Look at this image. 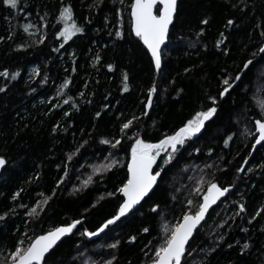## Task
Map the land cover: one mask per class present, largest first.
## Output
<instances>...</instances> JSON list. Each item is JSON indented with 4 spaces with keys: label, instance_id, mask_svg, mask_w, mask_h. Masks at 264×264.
<instances>
[{
    "label": "trees",
    "instance_id": "1",
    "mask_svg": "<svg viewBox=\"0 0 264 264\" xmlns=\"http://www.w3.org/2000/svg\"><path fill=\"white\" fill-rule=\"evenodd\" d=\"M93 2L20 0L13 9L0 0V36L4 37L0 40V72L7 68L19 73L16 77L0 75V87L8 84L0 91V155L8 160L0 173V213L15 212L0 219V249H10L18 239L27 244L77 219L80 223L46 256V264H89L93 260L103 264L113 255L112 264H148L172 226L185 211L198 210L208 184L216 181L234 187L189 242V250L198 249L192 259L197 264H264V147H251L258 136L254 119L264 114V62L238 82L230 95L218 98L216 116L185 142L158 179V186L131 214L95 239L84 233V229L95 231L115 215L122 202L116 189L128 176L132 133L155 141L176 130L208 104V95L217 94L224 72L234 76L254 53L261 55L264 0H179L159 71L132 30L133 0H103L98 8L89 9ZM62 3L72 4L77 23L85 28L69 41L55 35L63 27V21L55 19ZM205 19L207 24L201 23ZM229 19H233L231 26ZM26 21L36 24L40 32L29 35L23 28ZM200 28L204 32L198 35ZM116 31L122 35L116 36ZM221 33L227 39L217 46L216 41L223 39ZM19 43L27 47L16 48ZM125 72L127 90L122 83ZM153 83L157 91L152 94V107L142 116L147 111V89ZM132 116L138 119L122 133V124ZM122 135L124 139L115 147L103 142ZM164 155L160 154L157 163ZM112 158L119 163L94 174L93 165ZM241 166L243 171H238ZM89 176L91 183L84 186ZM198 185L201 191H194ZM43 196L51 199L37 216L28 215ZM189 199L192 205L187 204ZM239 203L245 204V210H239ZM153 204L160 208L154 211ZM251 216L256 218L251 220ZM221 235L224 239H217ZM130 236L136 239L129 240ZM117 240L119 244L110 247ZM245 241L251 247L241 252ZM210 248L214 251L208 252Z\"/></svg>",
    "mask_w": 264,
    "mask_h": 264
},
{
    "label": "snow or ice",
    "instance_id": "2",
    "mask_svg": "<svg viewBox=\"0 0 264 264\" xmlns=\"http://www.w3.org/2000/svg\"><path fill=\"white\" fill-rule=\"evenodd\" d=\"M116 0H113L115 3ZM3 3L9 5L11 8H18L20 0H3ZM103 0H94L92 4L89 5V9L98 8L99 4H102ZM162 5L159 8V14H157L156 6L157 4ZM177 4L178 0H133L131 4V17H132V27L136 36L140 37L143 42L147 45V48L151 53V60L154 63L155 69L159 71L162 65V52L161 45L168 39V33L170 25H172L175 15L177 13ZM23 11V9H20ZM119 11V10H118ZM59 14L55 19L63 21V27L55 32L56 36L62 37L64 41L71 40L77 33H83L85 28L82 25L77 23V20L74 16V9L71 3H62L59 10ZM45 16L47 13L45 12ZM88 19V18H86ZM107 19V17H105ZM39 20L43 21L44 24H47L44 16H40ZM90 22V21H89ZM203 24H207V19L201 21ZM227 24L231 26L233 24V19H229ZM23 28L26 32H29V29L34 31L29 32V35L34 36L35 33L40 32V28L36 25L25 23ZM204 28H200L199 33H203ZM116 36H121V31L115 32ZM261 35L264 36V32H261ZM223 37L222 40H217V46L224 43V40L227 37ZM43 38V36H42ZM41 39H37L36 43L39 44L42 42ZM4 37L0 36V40H3ZM27 45L24 43H19L16 45L18 49H24ZM59 49H57L58 51ZM224 52L227 53L228 49L225 47ZM258 53L261 55L253 54V57L245 60L243 62L242 69L237 71L234 76L228 75L227 72L221 77V85L216 95H208L207 100L208 104L204 106L200 111L195 113V116L192 119L184 122L180 127L171 133H165L161 138L151 141L146 140L139 135L138 132H133L132 136L134 137V142L131 144V160L127 165L128 176L127 179L122 182L119 188L116 189L118 193H122V202L119 203V206L116 210L115 215H112L110 218L103 221L95 231H90L84 229V233L88 237H93L97 233L102 232L104 229L108 228L109 225L117 222L121 217H124L126 214L132 212L137 205L140 204L142 200L145 199L153 190L154 186H158V179H162V174L166 173V166L170 167L172 161L175 159L176 154L180 151V148L185 144V142L192 137H195L198 133H201L202 129L205 128L206 122H210L213 117L218 113V98H224L226 95H230V91L234 90V86H239L238 82L242 83L244 78L251 74L256 68L257 64L264 62V42L259 46ZM99 60L100 57L95 58ZM108 68H113L114 65L108 64ZM39 71V69H35ZM188 71V69H185ZM17 72H11L9 69L5 68L0 75L16 77ZM128 75L125 72L123 75V89L127 90L130 85L128 83ZM67 84V82H66ZM65 84V86H66ZM8 87V84L5 83L3 87H0V91H3ZM34 91V90H33ZM149 95L145 104L146 109L152 107V94L157 91V86L155 83L147 89ZM108 107V105H104ZM262 107H264V102H262ZM97 116H100V112L96 113ZM141 115H147V111L141 112ZM138 117L132 116L125 120L121 126V132L125 130H130ZM155 123V122H153ZM254 126L258 128V136L255 137V143L252 144V149L257 150V146L264 147V114H261L260 118L254 119ZM53 132L56 131V128L53 127ZM234 135V134H233ZM124 139V136L115 140L104 139L105 144H110L113 147L119 145L121 140ZM232 139L230 135L227 139L224 140V144L227 145ZM87 143V141H84ZM194 151L199 152L200 149L196 148ZM212 150L209 149V152ZM76 152H79V148L76 149ZM164 153V157H161V162L157 163V158L160 157L161 153ZM75 154V153H73ZM251 155V153H249ZM71 159V156H69ZM107 159V158H106ZM8 163L7 158L4 155H0V168H4ZM119 161L115 158L108 160L107 163H101L99 165H93L94 174L102 173L108 169L113 168L117 165ZM247 163V160H245ZM156 166L155 168L153 166ZM208 165H206L207 167ZM59 167V165L57 166ZM238 171H243V166H241ZM249 172L252 171L251 168L248 169ZM65 176L67 175V169L64 170ZM63 177L57 180V184L61 183ZM91 183V176L87 180L83 181V185L87 186ZM200 183H203V178H201ZM234 187L233 184H227L226 186H221L218 182L212 181L207 186V192L203 193L202 202L198 203V210L195 212L185 211L182 214V219L176 223L170 229V234L167 236V239L154 250V255L149 259L148 264H197L195 259H192V254L197 252L198 249L191 248L189 241L191 238H194V233L198 230V225L201 224V221L204 220L206 213L209 210V207L214 204L220 197L224 196L229 192L230 189ZM75 190V189H74ZM194 191H201L199 185ZM55 193L53 192V195ZM20 195V192H16L12 196V200L15 201L16 197ZM114 195V193H113ZM51 199L50 196H43V199L36 202V204L31 207L27 213L30 216H37L39 211L42 210V205H46L48 200ZM187 204L192 205L193 200H187ZM19 207H26L24 205H19ZM239 210H245V204L239 203ZM160 208L159 204H153L152 209L155 211ZM15 214L13 209L4 211L0 213V219L9 216V213ZM256 215H260L259 212ZM256 216H251L250 219L254 220ZM83 219V217H81ZM80 223V220L73 219L70 223H65L56 227L49 229L48 231L43 232L42 234L35 236L34 239L29 240L25 244L23 239H18L17 242L10 249H0V264H46V255L50 254V250L57 245V242L61 240L68 233H72L73 229ZM264 227V226H262ZM168 231V229H165ZM142 231L147 232V228H143ZM247 231V229H245ZM129 240H135V236H130ZM219 240H223L224 236L221 235L217 237ZM119 244V241H115L110 247L115 248ZM231 247V245H228ZM251 247L248 241H245L243 246L240 248L241 252H245ZM200 252H204V249H199ZM208 252L214 251V249H207ZM116 257L113 255L110 260L104 261L103 264H112ZM89 264H97V261H90Z\"/></svg>",
    "mask_w": 264,
    "mask_h": 264
},
{
    "label": "water",
    "instance_id": "3",
    "mask_svg": "<svg viewBox=\"0 0 264 264\" xmlns=\"http://www.w3.org/2000/svg\"><path fill=\"white\" fill-rule=\"evenodd\" d=\"M178 1H179V0H178ZM177 5H178V4H177ZM158 6H159V7H162V5H160L159 3L157 4L156 8H157ZM130 14H131V11H130ZM157 14H159V13H157ZM131 19H132V17H131ZM174 19H175V18H174ZM173 22H174V21H173ZM132 24H133V21H132ZM172 24H173V23H172ZM171 26H172V25H170L169 32H170ZM132 30H133V27H132ZM133 32H134V30H133ZM134 34H135V32H134ZM135 35H136V34H135ZM137 37H138V36H137ZM168 37H169V33H168ZM139 38H140V37H139ZM140 39H141V38H140ZM141 42H142V44L145 46V48H146V49L149 51V53H150V50L147 48V45L143 42L142 39H141ZM167 42H168V39H167V40L161 45V52H162L163 48L167 45ZM150 55H151V53H150ZM161 66H162V65H161ZM149 111H150V109H147V114L149 113ZM130 160H131V159H130ZM129 162H130V161H129ZM129 162H128V163H129ZM153 167H154V166H153ZM4 168H5V167H4ZM4 168H0V173L3 171ZM127 170H128V169H127ZM154 188H155V186H154ZM150 194H151V193H150ZM150 194H149V195H150ZM121 195L123 196L122 193H121ZM149 195H148V196H149ZM226 195H227V193H226L224 196L220 197V198H219L214 204H212V205L209 207V210H208V212L206 213L204 220L201 221V224L198 225V228H199V227L203 224V222L206 220V218H207L208 214L210 213V211H211L215 206H217V205H218V204H219V203H220V202L226 197ZM145 198H146V197H145ZM142 202H143V200L140 202V204H141ZM140 204H139V205H140ZM139 205H137L136 208H137ZM136 208H135V209H136ZM135 209H134V210H135ZM134 210H133V211H134ZM133 211H132V212H133ZM129 214H131V212H130ZM129 214H126L124 217L128 216ZM124 217H121L119 220H121V219L124 218ZM104 230H105V229H104ZM104 230H103L102 232H100V233H97L95 236L90 237V238H93V239L97 238L98 236H100V235L104 232ZM69 234H70V233H68V234H66L64 237H62L61 240L57 242V245H58V244H59L64 238L68 237ZM194 234H195V233H194ZM191 239H192V238H191ZM191 239H190V241H191ZM190 241H189V242H190ZM57 245H55L54 248H55ZM54 248H53V249H54ZM53 249H52V250H53ZM52 250H50V252H51ZM47 255H48V254H47ZM47 255H46V256H47Z\"/></svg>",
    "mask_w": 264,
    "mask_h": 264
},
{
    "label": "rangeland",
    "instance_id": "4",
    "mask_svg": "<svg viewBox=\"0 0 264 264\" xmlns=\"http://www.w3.org/2000/svg\"><path fill=\"white\" fill-rule=\"evenodd\" d=\"M25 23H29V24H33V25H36V24H34V23H32L31 21H26ZM24 23V24H25ZM37 26V25H36ZM38 27V26H37ZM32 31H34L33 29H29V32H32Z\"/></svg>",
    "mask_w": 264,
    "mask_h": 264
}]
</instances>
